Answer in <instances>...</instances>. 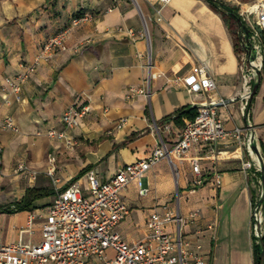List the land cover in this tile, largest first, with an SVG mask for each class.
Returning a JSON list of instances; mask_svg holds the SVG:
<instances>
[{
  "label": "crops",
  "instance_id": "crops-1",
  "mask_svg": "<svg viewBox=\"0 0 264 264\" xmlns=\"http://www.w3.org/2000/svg\"><path fill=\"white\" fill-rule=\"evenodd\" d=\"M218 1L228 8L227 18L208 0H0V132L4 148L0 207H12L29 187L55 192L37 199L34 210L0 212L4 241L39 242L41 218L34 220L32 232H22V228L32 215L43 212L59 189L72 183L87 189L90 170L107 180L122 165L145 158L159 144L173 143L182 127L170 117L183 107L224 99L218 110L226 128L245 126L240 99L244 82L235 46L241 25L230 10L238 14L257 0ZM85 11L94 20L73 30L69 49L41 61L25 83L21 101L8 95L3 90L5 79L23 71L48 37ZM230 18L238 24L236 35ZM88 38L91 42L82 45ZM203 65L214 77L216 90L189 92L178 79ZM148 77L150 96L127 98L128 89L142 86ZM77 103L89 105L90 110L70 131L77 143L67 149L65 143L49 137L47 130L52 125L63 127L64 110ZM7 117L13 118L17 130L1 126ZM123 117L127 122L118 128ZM249 117L264 145V69L250 101ZM220 148L221 159L202 160L205 184L196 192L188 189L194 172L187 158H165L155 164L144 178L149 189L145 195L139 194L138 181H132L123 192L131 208L118 227L123 237L130 242L143 239L150 213L168 205L184 215L197 212L183 230L207 255L209 264H254L258 240L252 231L251 202L260 190L263 172L257 164L245 168L250 156L234 139H225ZM204 153L194 148L188 157ZM21 162L37 171L36 177L23 178L17 171ZM88 166L90 170L82 173ZM217 174L222 178L219 185ZM88 264L101 263L93 258Z\"/></svg>",
  "mask_w": 264,
  "mask_h": 264
},
{
  "label": "built area",
  "instance_id": "built-area-1",
  "mask_svg": "<svg viewBox=\"0 0 264 264\" xmlns=\"http://www.w3.org/2000/svg\"><path fill=\"white\" fill-rule=\"evenodd\" d=\"M168 2L170 0H161ZM243 25L251 30L248 36L241 26L239 33L241 74L243 93L241 94V111L246 124L243 127L227 129L224 119L218 110L224 99L203 102L198 106V114L192 120H186L179 137L170 145L159 144L142 159L122 165L114 175L102 180L94 170L87 173L88 187L84 189L78 183L61 188L54 200L39 215H32L22 232H32V224L36 217L41 218V240L37 243H25L21 240L6 242L0 236V264H88L95 258L101 264H209V258L194 242L187 237L183 226L197 215L189 212L184 215L178 209L168 205L163 210H154L146 222V235L143 239L127 241L118 230L119 224L131 212L123 192L129 184L137 180L139 194L145 195L149 189L144 184L147 172L165 158H187L192 166L194 177L189 192H196L205 184L202 160L218 161L223 150L220 144L227 138L234 139L241 150L247 151L250 160L244 163L249 169L257 164L262 170L258 152L263 159V145L256 133L255 126L249 117V107L253 92V80L258 71L263 69L264 62V0H257L238 11ZM94 20L91 12L85 11L72 16L44 42L35 60L23 66V71L5 79L3 90L14 94L17 101L22 100L23 87L37 71L42 60L50 59L56 52L69 49L68 38L73 30ZM263 30V33L258 28ZM144 35V32L140 33ZM91 39L82 43L88 44ZM81 45H79L80 47ZM189 92H213L217 88L214 77L206 66H197L193 71L178 79ZM150 78H146L142 86H131L127 98L143 94L150 96ZM8 99V97H6ZM235 100V98H234ZM90 110L87 104L68 106L62 116L63 127L52 125L48 128V136L65 143L67 149H73L77 143L70 131L80 124V119ZM127 118H121L116 126L121 128ZM5 129L17 130L12 117L1 122ZM204 154L188 157L192 149ZM3 144L0 132V160L3 155ZM53 160V159H51ZM17 171L26 176L36 177L37 171L30 169L25 162L17 165ZM52 173V169L49 170ZM222 182L220 174L216 175V183ZM260 190L251 202L252 231L259 240L264 234V188L260 180ZM169 227L175 230H168ZM210 229L214 228L210 224ZM111 252V253H110Z\"/></svg>",
  "mask_w": 264,
  "mask_h": 264
},
{
  "label": "trees",
  "instance_id": "trees-1",
  "mask_svg": "<svg viewBox=\"0 0 264 264\" xmlns=\"http://www.w3.org/2000/svg\"><path fill=\"white\" fill-rule=\"evenodd\" d=\"M208 1L211 3V5L216 10L221 12L225 18L228 17L227 13L225 12V10H227L228 8H226L224 4H222L218 0H208ZM230 24H231L230 27L232 28L234 34L236 35L238 24L233 19H231ZM242 28L244 29V31L246 32V34L248 36L251 34V30L249 28L245 27L244 25L242 26ZM238 37H239V35L236 36L235 46H236L237 52L240 53L241 48H240ZM263 38H264V34H263ZM263 69H264V62H263ZM197 114H198V107L197 106H193V107L186 106V107H183L182 109L178 110L175 113V115L170 117V118H172L178 126L183 128L185 126L186 120L194 119L197 116ZM90 168L91 167L88 166L87 168L83 169L82 173L89 171ZM66 187H68V185L65 186L64 188H66ZM53 194H55V192L51 188L29 187V188H27L26 193L21 200L14 202L12 207L11 206L0 207V212L13 213V212H19V211H23V210H34V209H36L35 201L37 199H39L41 197H45V196H50ZM263 248H264V234L258 240V243H256L254 245V264H262L261 253H262Z\"/></svg>",
  "mask_w": 264,
  "mask_h": 264
},
{
  "label": "water",
  "instance_id": "water-1",
  "mask_svg": "<svg viewBox=\"0 0 264 264\" xmlns=\"http://www.w3.org/2000/svg\"><path fill=\"white\" fill-rule=\"evenodd\" d=\"M230 12L235 18H237L239 24L242 26L243 23H242L241 18L239 17V15L236 14L233 10H230ZM258 29H259L260 32L263 33V30L260 27ZM260 80H261V71H258V80L253 86V92H252V95H251V99L253 98V96L255 95V93L257 92V90L259 88ZM257 153H258V156H259V160H260V162L262 164V172H263L262 181H263V188H264V159H263V157H262L260 152L257 151ZM261 259H262V264H264V248H263L262 253H261Z\"/></svg>",
  "mask_w": 264,
  "mask_h": 264
},
{
  "label": "rangeland",
  "instance_id": "rangeland-1",
  "mask_svg": "<svg viewBox=\"0 0 264 264\" xmlns=\"http://www.w3.org/2000/svg\"><path fill=\"white\" fill-rule=\"evenodd\" d=\"M264 144V143H263ZM263 154H264V145H263ZM56 165H58V163H55ZM19 174L23 175L22 173L19 172ZM23 178H27V176L24 174ZM54 191V190H53ZM133 195V194H132ZM199 212V211H198Z\"/></svg>",
  "mask_w": 264,
  "mask_h": 264
}]
</instances>
